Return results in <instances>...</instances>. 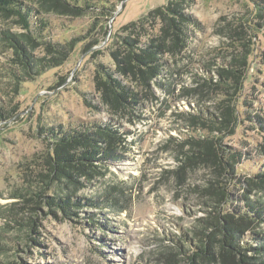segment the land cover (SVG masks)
Masks as SVG:
<instances>
[{
  "label": "rangeland",
  "instance_id": "rangeland-1",
  "mask_svg": "<svg viewBox=\"0 0 264 264\" xmlns=\"http://www.w3.org/2000/svg\"><path fill=\"white\" fill-rule=\"evenodd\" d=\"M20 1L42 31L39 41L67 52L23 43L33 66H50L27 76L1 35L22 41L25 31L0 17V264H185L199 225L216 211L204 192L210 185L229 193L221 214L252 217L241 244L264 257V0H192L186 48L163 57L150 88H135L137 104L118 114L95 88L96 65L114 71L109 53L127 36L122 27L168 0H77L79 15L46 14L39 0ZM227 99L240 104L237 132L202 129L201 121L220 118ZM98 128L119 139L113 157L87 161L94 173L74 170L47 183L39 204L28 202L44 187L53 143ZM209 135L234 153V176L205 161L186 164L184 155L203 152ZM67 195L65 209L47 204Z\"/></svg>",
  "mask_w": 264,
  "mask_h": 264
},
{
  "label": "trees",
  "instance_id": "trees-1",
  "mask_svg": "<svg viewBox=\"0 0 264 264\" xmlns=\"http://www.w3.org/2000/svg\"><path fill=\"white\" fill-rule=\"evenodd\" d=\"M191 2L192 0H168L165 5L148 11L144 16H140L137 20L122 27V31L127 36L122 37L118 46L111 49L109 53L114 62V71L99 64L96 65L93 77L102 103L113 114L129 112L139 100L135 88L149 89L150 82L160 74L162 58L167 55L175 57L186 48V25L190 18L186 9ZM38 3L39 10L46 14L63 15L67 12L79 15L82 9L75 5L77 0H39ZM40 11L37 10L39 14ZM30 13L29 8L20 0H0V17L15 18L16 23L25 31L20 36L22 41H17L13 36L3 31L1 35L2 41L8 42L12 49L13 65L23 69L27 76L36 75L40 73V69L43 70L50 66L46 64L47 66L43 67L44 61L33 66L36 63L23 43L32 46V49L45 45L46 53H56L58 52L56 48L67 52V48L51 46L39 41L42 31L37 27H32ZM68 49L72 50L70 47ZM38 68L40 69L38 70ZM11 75L14 78L19 77V73L15 74L14 71L11 72ZM227 76L228 74H225L224 77L227 78ZM220 77L224 80L222 74ZM232 77L235 81L239 78L236 76V72ZM245 80L247 81V79ZM237 101L227 99V104H223L220 118L206 119L207 123L201 121L202 129L207 128L210 134L234 135L241 124L238 111L240 104ZM118 142L119 139L111 135L109 128H98L95 132L74 131L57 139L53 143L51 154L46 156L47 173L42 175L46 180H41L44 187L38 186L39 190L31 194V199L28 202L39 204L44 188H47V183L70 177V172L74 170L94 173V167L86 162L98 158V156L102 157H99L100 160L113 157V146ZM219 142V138L215 140L213 135H209L208 139L206 138L204 141L203 152L193 154L190 152L188 155H184L186 164L192 165L198 161H205L215 168L218 175L223 172L226 176H234L231 162L235 159V155L224 151ZM103 144L105 147L102 146ZM189 144L193 145L192 142ZM261 176V174H257L254 177L260 178ZM247 181L250 186L254 185L253 180ZM214 187L210 185L204 189V192L211 198L209 207L216 211L213 217L204 219L199 225L196 232L198 243L185 257V264H264V257L248 255V251L259 254L257 249L252 247L246 249L241 244L244 232L249 231L248 227L252 217L248 215V212L221 214L220 206L223 203H228L229 193L224 190L215 193ZM46 200L50 207L57 206L65 209L72 204L70 195ZM24 225L31 228L33 225L31 218H28Z\"/></svg>",
  "mask_w": 264,
  "mask_h": 264
}]
</instances>
